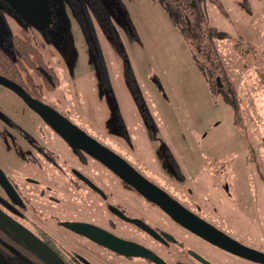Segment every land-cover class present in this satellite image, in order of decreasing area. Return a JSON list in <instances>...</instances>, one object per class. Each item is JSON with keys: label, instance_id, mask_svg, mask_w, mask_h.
Listing matches in <instances>:
<instances>
[{"label": "rangeland", "instance_id": "374dc122", "mask_svg": "<svg viewBox=\"0 0 264 264\" xmlns=\"http://www.w3.org/2000/svg\"><path fill=\"white\" fill-rule=\"evenodd\" d=\"M50 7L49 27L33 39L57 79L45 101L201 217L264 251V0ZM256 164L262 181L249 187ZM161 166L178 181L168 183Z\"/></svg>", "mask_w": 264, "mask_h": 264}, {"label": "flooded vegetation", "instance_id": "af4514ba", "mask_svg": "<svg viewBox=\"0 0 264 264\" xmlns=\"http://www.w3.org/2000/svg\"><path fill=\"white\" fill-rule=\"evenodd\" d=\"M50 1L43 0L49 21L39 29L10 0H0V264H50L34 247L48 251L53 264H262L183 226L101 161L72 147L32 108L28 99L68 119L45 101L55 90V74L33 42L35 34L49 27ZM76 12L78 18L83 14ZM135 170L231 239L264 252ZM162 170L168 183L178 181L174 169ZM255 172H247L249 187L250 181H262L260 164ZM71 224L83 225L85 231ZM128 243L144 249L143 255L126 253Z\"/></svg>", "mask_w": 264, "mask_h": 264}, {"label": "water", "instance_id": "95a60500", "mask_svg": "<svg viewBox=\"0 0 264 264\" xmlns=\"http://www.w3.org/2000/svg\"><path fill=\"white\" fill-rule=\"evenodd\" d=\"M13 7L29 22L42 28L48 23L49 14L43 0H10ZM26 1H33L35 6H24ZM26 97V96H25ZM28 98V97H26ZM29 104L35 109L39 115L45 120L62 138H64L72 147L80 148L89 155L101 161L108 168L112 169L124 181L134 187L141 195L147 199L158 204L169 215L176 219L183 226L190 229L197 235L206 238L221 247L228 249L238 255L247 259L260 262L264 264V252L247 247L231 239L223 232L217 230L212 225L199 218L188 209L177 203L167 193L158 188L156 185L148 181L140 173H138L126 160L121 158L115 152L102 145L83 130L78 128L68 119L63 117L60 113L52 108L44 105L41 102L32 101L28 99ZM74 229L82 230L83 225L71 224ZM84 228V227H83ZM18 232L17 230H15ZM34 247V246H33ZM34 249L42 256L45 261L52 263L51 255L45 253V249L34 247ZM128 250L126 253L130 255H143V250L137 245L128 243ZM48 252V251H46Z\"/></svg>", "mask_w": 264, "mask_h": 264}, {"label": "trees", "instance_id": "16d2710c", "mask_svg": "<svg viewBox=\"0 0 264 264\" xmlns=\"http://www.w3.org/2000/svg\"><path fill=\"white\" fill-rule=\"evenodd\" d=\"M38 58H39V64L42 65L43 64V59H42V55L39 53L38 54ZM54 81H55V85L57 84V79L56 76L54 75Z\"/></svg>", "mask_w": 264, "mask_h": 264}]
</instances>
